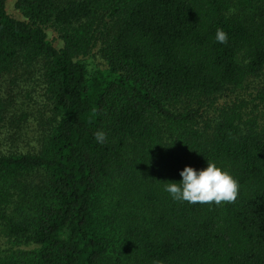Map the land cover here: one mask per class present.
<instances>
[{
    "label": "trees",
    "instance_id": "16d2710c",
    "mask_svg": "<svg viewBox=\"0 0 264 264\" xmlns=\"http://www.w3.org/2000/svg\"><path fill=\"white\" fill-rule=\"evenodd\" d=\"M207 161L234 201L164 190ZM0 242V264H264V0H0Z\"/></svg>",
    "mask_w": 264,
    "mask_h": 264
},
{
    "label": "clouds",
    "instance_id": "9594fccd",
    "mask_svg": "<svg viewBox=\"0 0 264 264\" xmlns=\"http://www.w3.org/2000/svg\"><path fill=\"white\" fill-rule=\"evenodd\" d=\"M215 39L219 43L227 42V33L217 29ZM94 138L98 143L103 142L105 134L97 131ZM179 181H169L164 190L173 200L195 203L232 202L238 195V181L225 169L214 162L207 161L206 167L196 169L185 165L179 172Z\"/></svg>",
    "mask_w": 264,
    "mask_h": 264
},
{
    "label": "rangeland",
    "instance_id": "374dc122",
    "mask_svg": "<svg viewBox=\"0 0 264 264\" xmlns=\"http://www.w3.org/2000/svg\"><path fill=\"white\" fill-rule=\"evenodd\" d=\"M8 11L12 16L21 18V14L17 12L14 8V1H10L8 3ZM48 35H49L50 41L55 46L59 47L61 45L59 35L56 31H54L53 29H48ZM97 50L98 49H95L94 53L91 54L90 56H87V58L85 59L89 68L91 69H94L95 67H98V66H102V63H103L100 59V56L96 53ZM25 79L26 80L23 83V87L25 88V93L17 92L15 94L16 96L14 97H15V103H17V115L19 116L22 110H25L24 114L26 115L28 114L27 136L25 137V139L27 142H31L33 140V137L35 136V133H37V129H38L37 125L39 123L40 115H41L40 112L45 111V107H43V104L46 101L42 94L40 82L39 81L36 82L35 80L27 76L25 77ZM6 81H7L6 82V85H7L8 80ZM260 83H262L261 80H250L242 88V90H240L238 93L237 91L233 93L234 95L232 96V98L234 99L237 93L239 98L246 100L245 103H247L249 107H255V106L261 105L262 103H260L258 96H256L257 88L260 86ZM27 91H30V94H31L30 96L26 95ZM9 93L11 94V92ZM21 100L24 101L23 105L18 104L21 102ZM21 115H23V113ZM1 242H5V240H2Z\"/></svg>",
    "mask_w": 264,
    "mask_h": 264
}]
</instances>
